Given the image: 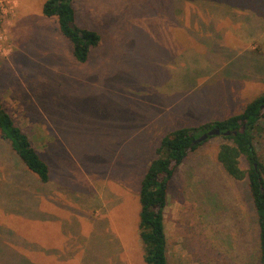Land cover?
<instances>
[{"label":"rangeland","instance_id":"1","mask_svg":"<svg viewBox=\"0 0 264 264\" xmlns=\"http://www.w3.org/2000/svg\"><path fill=\"white\" fill-rule=\"evenodd\" d=\"M45 1L0 0V102L51 172L42 182L0 137V264H147L141 179L166 134L264 93V0H73L76 24L101 35L85 63ZM225 141L212 135L172 178L170 264H261Z\"/></svg>","mask_w":264,"mask_h":264},{"label":"trees","instance_id":"2","mask_svg":"<svg viewBox=\"0 0 264 264\" xmlns=\"http://www.w3.org/2000/svg\"><path fill=\"white\" fill-rule=\"evenodd\" d=\"M43 13L58 19L61 33L73 44L76 60L87 62L92 47L100 44L101 35L94 29L76 24L73 0H46ZM263 117L264 93L250 100L242 112L220 120L180 127L161 139L155 157L141 179L139 191V234L147 264H170L165 223L169 187L177 168L212 135L201 142L195 140L213 128H219L221 133L218 135L227 140L219 146L218 160L229 175L247 181L259 224V260L264 264V156L259 154L255 145V132L261 131ZM0 137L8 140L28 170L42 182L50 181L49 163L30 135L16 122L8 106L1 102ZM243 157L248 162L247 168L242 166Z\"/></svg>","mask_w":264,"mask_h":264},{"label":"water","instance_id":"3","mask_svg":"<svg viewBox=\"0 0 264 264\" xmlns=\"http://www.w3.org/2000/svg\"><path fill=\"white\" fill-rule=\"evenodd\" d=\"M72 26H74V23H71ZM221 133V130L219 128H213L211 130H209L208 132L204 133L203 135H201L197 140H195V142H201L206 140L209 136L211 135H218Z\"/></svg>","mask_w":264,"mask_h":264}]
</instances>
